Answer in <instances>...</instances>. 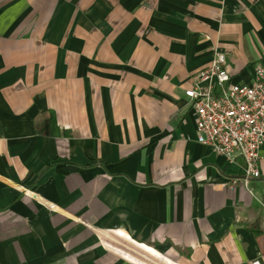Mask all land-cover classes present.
Listing matches in <instances>:
<instances>
[{
	"label": "crops",
	"instance_id": "0c3cea01",
	"mask_svg": "<svg viewBox=\"0 0 264 264\" xmlns=\"http://www.w3.org/2000/svg\"><path fill=\"white\" fill-rule=\"evenodd\" d=\"M216 51L254 83L264 0H0V264H264V147L246 184L185 95Z\"/></svg>",
	"mask_w": 264,
	"mask_h": 264
},
{
	"label": "built area",
	"instance_id": "2783aa9c",
	"mask_svg": "<svg viewBox=\"0 0 264 264\" xmlns=\"http://www.w3.org/2000/svg\"><path fill=\"white\" fill-rule=\"evenodd\" d=\"M228 56L216 51L209 69L196 74L186 91L196 116L197 142L231 161L243 160L244 182L261 177L264 147V67L257 66L252 85L232 82ZM54 206L51 205V208ZM244 264H263L260 259Z\"/></svg>",
	"mask_w": 264,
	"mask_h": 264
},
{
	"label": "rangeland",
	"instance_id": "374dc122",
	"mask_svg": "<svg viewBox=\"0 0 264 264\" xmlns=\"http://www.w3.org/2000/svg\"><path fill=\"white\" fill-rule=\"evenodd\" d=\"M111 243H114L115 245L117 244V246H119V248L121 249L120 250L121 252H125V253L131 255L133 258H137L138 260H141L144 262H151L152 264H165V261L163 259L157 260L156 263L150 261L146 256L142 255L141 249H139L135 245H131L130 243H126V242L115 243L113 241H111ZM128 259H130V258H128ZM134 263L138 264L136 262H134Z\"/></svg>",
	"mask_w": 264,
	"mask_h": 264
}]
</instances>
